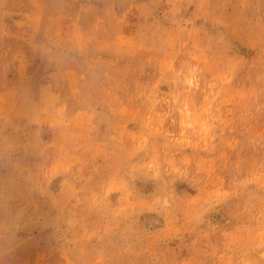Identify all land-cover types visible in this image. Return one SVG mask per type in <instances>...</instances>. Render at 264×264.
Wrapping results in <instances>:
<instances>
[{
	"label": "rangeland",
	"instance_id": "rangeland-1",
	"mask_svg": "<svg viewBox=\"0 0 264 264\" xmlns=\"http://www.w3.org/2000/svg\"><path fill=\"white\" fill-rule=\"evenodd\" d=\"M0 264H264V0H0Z\"/></svg>",
	"mask_w": 264,
	"mask_h": 264
},
{
	"label": "clouds",
	"instance_id": "clouds-1",
	"mask_svg": "<svg viewBox=\"0 0 264 264\" xmlns=\"http://www.w3.org/2000/svg\"><path fill=\"white\" fill-rule=\"evenodd\" d=\"M0 233H2V230H0Z\"/></svg>",
	"mask_w": 264,
	"mask_h": 264
}]
</instances>
